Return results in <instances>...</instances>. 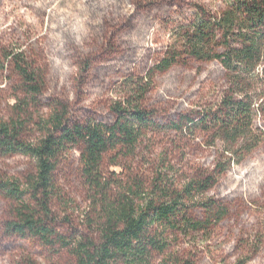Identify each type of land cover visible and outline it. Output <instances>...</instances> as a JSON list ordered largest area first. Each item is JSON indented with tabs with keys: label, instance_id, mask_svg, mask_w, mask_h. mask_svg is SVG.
<instances>
[{
	"label": "rangeland",
	"instance_id": "obj_1",
	"mask_svg": "<svg viewBox=\"0 0 264 264\" xmlns=\"http://www.w3.org/2000/svg\"><path fill=\"white\" fill-rule=\"evenodd\" d=\"M221 10L222 0H0V122L21 123L30 143L43 137L44 121L59 104L75 122L112 124L117 85L144 77L195 22ZM180 52L168 70L153 76L145 100L161 130L148 131L129 158L111 153L105 159L112 184L106 196L85 182L78 150L62 155L53 174L52 227L66 240L97 243L102 207L126 183L141 184L145 192L156 186L160 195L212 177L194 205L185 201L189 217L203 227L188 233L154 227L150 235L161 249L151 250L150 264H264V76L254 85L246 136L232 142L210 123L221 116L229 86L222 65ZM17 59L34 72L40 93H25ZM184 119L195 125L190 132L165 129ZM33 173V159L0 154V182L23 186ZM209 202L210 210L197 207ZM17 206L0 189V264H74L60 244L8 230Z\"/></svg>",
	"mask_w": 264,
	"mask_h": 264
},
{
	"label": "trees",
	"instance_id": "obj_2",
	"mask_svg": "<svg viewBox=\"0 0 264 264\" xmlns=\"http://www.w3.org/2000/svg\"><path fill=\"white\" fill-rule=\"evenodd\" d=\"M222 5L223 10L208 22H195L144 77L129 76L117 85L110 106L115 118L112 124L75 122L67 105L59 104L44 121L43 137L30 143L22 138L21 123L0 122V154H20L34 161V173L23 186L17 180L0 182V189L18 203L16 220L7 224L11 233L36 237L47 246L60 244L73 255L74 264H150L151 250L161 249L150 235L154 227L182 233L203 227L202 222L189 217L185 201L194 205L195 197L211 187L212 177L192 181L181 192L164 190L160 195L156 186L145 192L141 184L126 183L114 200L102 207L97 243L93 238L66 240L52 227L53 174L62 155L76 149L85 182L106 196L112 184L104 173L105 159L111 153L116 154L115 159L129 158L148 131L161 130L145 108V100L153 76L168 70L180 50L195 60L220 62L229 86L218 110L221 116L210 123L224 129V138L232 142L245 137V126L252 119V105L257 98L254 85L264 76V0H222ZM262 67L257 75L256 70ZM15 68L25 93H40L39 81L27 64L17 59ZM193 127L192 121L184 119L165 129L184 133ZM213 205L200 203L197 207L210 210Z\"/></svg>",
	"mask_w": 264,
	"mask_h": 264
}]
</instances>
